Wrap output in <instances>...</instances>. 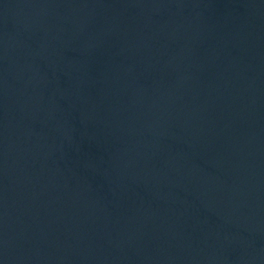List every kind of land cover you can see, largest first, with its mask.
I'll return each instance as SVG.
<instances>
[{"label": "water", "instance_id": "95a60500", "mask_svg": "<svg viewBox=\"0 0 264 264\" xmlns=\"http://www.w3.org/2000/svg\"><path fill=\"white\" fill-rule=\"evenodd\" d=\"M0 264H264V0H0Z\"/></svg>", "mask_w": 264, "mask_h": 264}]
</instances>
